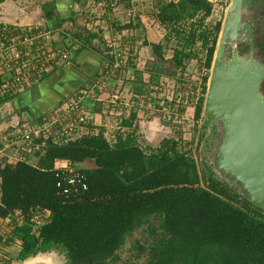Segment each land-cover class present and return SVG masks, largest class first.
Wrapping results in <instances>:
<instances>
[{"label": "trees", "instance_id": "1", "mask_svg": "<svg viewBox=\"0 0 264 264\" xmlns=\"http://www.w3.org/2000/svg\"><path fill=\"white\" fill-rule=\"evenodd\" d=\"M211 10L208 0H170L159 19L176 28L199 15L205 19ZM220 25L192 31L187 38L189 46L201 43L208 68ZM191 56L197 53H182ZM58 160L78 164L86 176L85 191L67 198L60 194L54 168ZM85 161L95 167L80 166ZM206 178L190 150H182L175 139L143 147L133 132H118L109 140L100 130L67 144L48 141L35 162L0 164V217L17 213L21 220L12 230L21 242L20 260L56 250L66 264H131L118 251L127 237L147 225L152 240L148 245L135 240L138 253L147 254L145 264H264V215L234 193V186ZM37 209L49 216L34 227L31 218Z\"/></svg>", "mask_w": 264, "mask_h": 264}, {"label": "crops", "instance_id": "2", "mask_svg": "<svg viewBox=\"0 0 264 264\" xmlns=\"http://www.w3.org/2000/svg\"><path fill=\"white\" fill-rule=\"evenodd\" d=\"M168 1L0 0V27L13 29L15 34L16 30L49 31L52 44L70 48L71 54L67 64L44 73L43 79L10 100L0 101V141L6 137L10 125L24 119H40L65 99L87 88L82 104L90 125L102 130L107 138L118 132H133L136 138L139 134V143L145 140L152 147L164 138L181 143L190 139L192 144L195 137L189 135V129L193 121L204 119V102L197 118L195 110L203 98L211 66L208 68L205 61L201 65L197 56L182 57V53L191 50L187 38L192 31L212 27L220 20L211 25L208 19L217 9L208 0L212 10L205 19L199 15L172 28L159 19L161 7ZM230 3L231 0L225 8ZM125 30L131 35V49L135 54L112 77V59L105 52V44ZM83 44L84 47L74 52ZM153 45L158 46L156 50ZM176 52V59L181 63L175 60ZM194 63H197L192 68L197 70L194 80L182 77V70L186 71L184 75L192 73L189 67ZM172 65L173 72L167 74ZM174 77L179 83H173ZM190 80L195 86L189 91L190 87L184 83ZM196 91H200L199 96ZM91 162L85 161L80 166L95 167L87 166ZM48 216V212L41 214L42 221ZM20 223L17 213L0 217V264H64L62 253L56 250L18 259L21 242L12 236V230Z\"/></svg>", "mask_w": 264, "mask_h": 264}, {"label": "built area", "instance_id": "3", "mask_svg": "<svg viewBox=\"0 0 264 264\" xmlns=\"http://www.w3.org/2000/svg\"><path fill=\"white\" fill-rule=\"evenodd\" d=\"M52 42L49 31L31 33L27 30L15 34L13 29L0 27V98L23 91L39 82L44 73L69 62L70 48L58 47ZM105 50L111 54L112 77L114 71L121 70L129 57L135 54L131 49V35L126 30L117 34L115 39L107 40ZM87 93L88 89L83 88L74 97L44 113L40 119H24L10 125L6 137L0 141V164L32 163L48 141L67 144L80 136L96 134L98 130L90 125L88 112L82 104ZM199 93L196 91V96ZM54 168L56 186L64 197H75L87 189L86 176L78 164L58 160ZM45 212L48 211H35L31 218L34 227L42 224L41 214Z\"/></svg>", "mask_w": 264, "mask_h": 264}, {"label": "water", "instance_id": "4", "mask_svg": "<svg viewBox=\"0 0 264 264\" xmlns=\"http://www.w3.org/2000/svg\"><path fill=\"white\" fill-rule=\"evenodd\" d=\"M240 7L241 0H231L228 6L213 55L203 116L210 129L217 125L221 132L211 169L264 215V97L260 92L264 70L251 52L240 56L231 49L230 58L224 55L225 43L235 38ZM206 173L208 178L209 170Z\"/></svg>", "mask_w": 264, "mask_h": 264}, {"label": "rangeland", "instance_id": "5", "mask_svg": "<svg viewBox=\"0 0 264 264\" xmlns=\"http://www.w3.org/2000/svg\"><path fill=\"white\" fill-rule=\"evenodd\" d=\"M230 0H212L213 2V6L217 9L215 11V13L209 17L208 20H210L211 25H214L215 22H217L218 18L220 17V23H222L223 19H224V8L225 6H227V4L229 3ZM261 5H264L262 2H258L257 4H255V2H251L248 1L246 4V7L248 9L252 8V7H256L259 6V8L261 7ZM219 7V8H218ZM250 11H247V14L249 15ZM246 14V15H247ZM252 15V13H251ZM250 15V16H251ZM249 16V17H250ZM248 20V18L246 19ZM219 22V21H218ZM210 24V23H209ZM202 30V29H200ZM262 33L264 35V25H263V29H262ZM175 43V41H173V44ZM175 46V45H174ZM191 50L195 53H197V59L199 61H201V65L202 62L204 63L205 59V50L202 49L201 43L198 42V44L196 45H192L191 46ZM259 51L261 52V54L259 56H253L254 60L261 66V68H263L264 70V48H259ZM254 54V53H253ZM245 55H249V53H243L240 54V56H245ZM195 58V59H196ZM200 63V62H199ZM198 63V64H199ZM197 65V63H194L193 65H191L189 68L192 70L193 66L195 67ZM175 66L172 65V68L167 70V74H171L173 72V68ZM197 70L194 69L191 72L192 73H187L186 75H184L186 73L185 70H182L180 73L182 74V77L184 76L185 79L189 78L194 80V78L197 76ZM185 72V73H184ZM184 73V74H183ZM196 74V75H195ZM176 77H174L173 79V83L174 81H176ZM177 83H179V81H176ZM208 82V81H207ZM264 82V81H263ZM263 82L261 83L260 86V92L264 97V93L262 92L261 88L263 86ZM172 84V83H171ZM184 84H186V86L189 88V91L191 88H194L195 83L193 84V82H191V80L189 82H185ZM207 85V83H206ZM205 85V88L203 89L204 91V95L202 98V101L204 102V98H205V92H206V88L207 86ZM188 90V89H187ZM200 101H198L199 103ZM193 124L190 126L189 129V135H194L195 137V141L190 144V139L186 140L187 143H181L179 142V146L181 147L182 150H190L191 154L193 155L194 159L197 162L198 168L201 170L204 169L205 173H206V169L209 170V175L208 178L214 177V178H218L219 180H223L226 182L225 178L223 176H220L219 174H217V172H215L214 170H212V162H213V158H214V150L216 148V145L218 143V141L221 138V132L219 131V128L216 126H213L211 129L208 127V119L207 118H200V120H198V122L194 121L192 122ZM137 139L139 140V134H136ZM108 139L111 140L113 139L112 136H108ZM141 141V140H140ZM143 147H146L149 145L148 142H146L145 140L140 143ZM151 145V144H150ZM153 146H155L153 144ZM35 160V159H34ZM32 160V161H34ZM87 166H91L93 167L94 164L91 163H87ZM211 166V167H210ZM211 172V173H210ZM200 175L202 177V185H205V175L204 172H200ZM207 176V173H206ZM208 178L207 181H208ZM232 191L235 193H238L240 196V198L242 197V195L238 192L236 187L232 188ZM135 240H140L141 243H145L148 245V243L152 240V236L149 234L148 230H147V225L142 226L141 228L136 229L132 236L127 237L124 245L122 246V248L118 251V255L120 256V258L122 260L125 261H129L131 264H145L146 260H147V254L146 252H141L138 253L137 248L135 247Z\"/></svg>", "mask_w": 264, "mask_h": 264}, {"label": "flooded vegetation", "instance_id": "6", "mask_svg": "<svg viewBox=\"0 0 264 264\" xmlns=\"http://www.w3.org/2000/svg\"><path fill=\"white\" fill-rule=\"evenodd\" d=\"M248 1H250V3L255 2V4L258 2L264 4V0H241L240 18L235 38L233 40H228L224 47V55L228 58L232 55L231 49L235 50L238 55L251 52L252 55L256 57L261 54L259 48H264V35L262 33L264 25V5H261L260 8L259 6H256L255 8L252 7L248 9L246 7ZM247 11H250L249 15L247 14ZM226 13L227 8L224 10V19L220 25L219 34L221 33ZM247 18L248 20H246ZM261 90L264 93V82Z\"/></svg>", "mask_w": 264, "mask_h": 264}]
</instances>
